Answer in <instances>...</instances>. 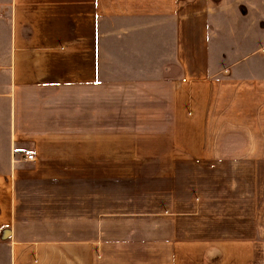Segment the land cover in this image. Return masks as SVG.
Wrapping results in <instances>:
<instances>
[{"label":"crops","instance_id":"1","mask_svg":"<svg viewBox=\"0 0 264 264\" xmlns=\"http://www.w3.org/2000/svg\"><path fill=\"white\" fill-rule=\"evenodd\" d=\"M223 3L0 1L7 264H264V74L222 63L243 29L212 62Z\"/></svg>","mask_w":264,"mask_h":264},{"label":"rangeland","instance_id":"2","mask_svg":"<svg viewBox=\"0 0 264 264\" xmlns=\"http://www.w3.org/2000/svg\"><path fill=\"white\" fill-rule=\"evenodd\" d=\"M7 1V0H0ZM230 3L229 5H227ZM228 6L224 9L225 6ZM3 17L7 19V11H4ZM216 21L214 27H218V42L211 40V60L218 65L217 53L223 48L228 50L236 48L238 45L232 43V38L228 31L232 29L242 30L237 33L243 38V44L238 52L248 54L246 57L239 59L236 52L230 53L223 57L222 63L228 65L234 61L233 69L238 70L242 75L254 76L264 74V0H224L221 6L216 8V13L212 16ZM228 31H227V30ZM8 33L4 28H0V50H5L8 43ZM231 44V45H230ZM216 55V56H215ZM242 57V56H241ZM258 66V67H256ZM0 264H7L6 252L0 248Z\"/></svg>","mask_w":264,"mask_h":264},{"label":"built area","instance_id":"3","mask_svg":"<svg viewBox=\"0 0 264 264\" xmlns=\"http://www.w3.org/2000/svg\"><path fill=\"white\" fill-rule=\"evenodd\" d=\"M22 159L24 161L33 162L35 160V154L30 150H24L22 153Z\"/></svg>","mask_w":264,"mask_h":264},{"label":"water","instance_id":"4","mask_svg":"<svg viewBox=\"0 0 264 264\" xmlns=\"http://www.w3.org/2000/svg\"><path fill=\"white\" fill-rule=\"evenodd\" d=\"M229 138H230V136L227 135V136H225V137L222 139L221 147H222V149H223L224 151H228V150L226 149V145H227V143H228V141H229Z\"/></svg>","mask_w":264,"mask_h":264}]
</instances>
